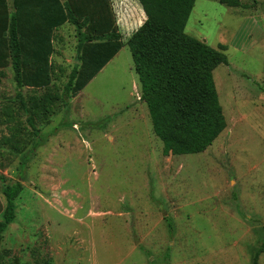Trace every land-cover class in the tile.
Wrapping results in <instances>:
<instances>
[{
  "label": "rangeland",
  "instance_id": "rangeland-1",
  "mask_svg": "<svg viewBox=\"0 0 264 264\" xmlns=\"http://www.w3.org/2000/svg\"><path fill=\"white\" fill-rule=\"evenodd\" d=\"M240 1L242 8L196 0L185 26L209 47L225 46L228 59L213 71L226 128L201 154L163 155L125 45L37 126L41 145L21 171L31 128L11 68L0 72V190L11 181L23 188L2 235L1 264H252L264 243V0ZM111 4L125 44L143 15L133 11L122 28ZM76 46L73 26L54 32L51 92L61 94L78 68ZM4 109L15 112L7 118ZM17 125L28 137L15 151L3 141Z\"/></svg>",
  "mask_w": 264,
  "mask_h": 264
},
{
  "label": "trees",
  "instance_id": "trees-1",
  "mask_svg": "<svg viewBox=\"0 0 264 264\" xmlns=\"http://www.w3.org/2000/svg\"><path fill=\"white\" fill-rule=\"evenodd\" d=\"M195 1L137 0L145 19L124 44L110 0H11V9L8 0H0V72L11 68L18 110L32 135L20 170H24L29 156L41 145L37 126L50 121L56 104L68 107L125 45L138 78L140 100L148 110L154 135L162 142L163 155H196L212 146L226 128L213 71L219 65H227L228 59L225 46L213 49L185 33ZM218 3L230 8L243 7L240 0ZM66 24L77 33L79 66L70 71L61 94H57L50 91V58L54 32ZM24 89L44 93L25 98ZM13 111L4 109L3 114L11 118ZM24 128H10L4 145L15 151L20 145L25 147L23 140L28 135L22 132ZM3 184L0 242L15 220V201L23 189L20 181ZM163 219L172 233L173 224L166 213ZM263 252L264 243L255 252L252 264H257Z\"/></svg>",
  "mask_w": 264,
  "mask_h": 264
},
{
  "label": "crops",
  "instance_id": "crops-1",
  "mask_svg": "<svg viewBox=\"0 0 264 264\" xmlns=\"http://www.w3.org/2000/svg\"><path fill=\"white\" fill-rule=\"evenodd\" d=\"M110 1H112V0H110ZM115 1L117 2V4H118L117 7L120 10L121 19L119 20V24H120V26L122 28L128 26V23L130 22V19L129 18H130V16H132V12L133 11H135V12H138L139 11L143 15V21H144L145 17H144V14H143V12H142V10L140 8V5L138 4L137 0H115ZM8 3H9V8H10V6H11V0H8ZM262 16H264V13L260 16V20L261 21H263L261 19ZM142 23L143 22H141V24ZM253 42H255L257 44L256 41H253ZM261 44L264 47V39H262ZM138 99H139V96L137 97V100ZM138 102H139V100H138Z\"/></svg>",
  "mask_w": 264,
  "mask_h": 264
},
{
  "label": "built area",
  "instance_id": "built-area-1",
  "mask_svg": "<svg viewBox=\"0 0 264 264\" xmlns=\"http://www.w3.org/2000/svg\"><path fill=\"white\" fill-rule=\"evenodd\" d=\"M261 19L264 21V16H262Z\"/></svg>",
  "mask_w": 264,
  "mask_h": 264
}]
</instances>
